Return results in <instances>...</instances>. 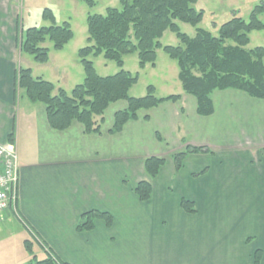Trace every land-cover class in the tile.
<instances>
[{
  "label": "crops",
  "instance_id": "0c3cea01",
  "mask_svg": "<svg viewBox=\"0 0 264 264\" xmlns=\"http://www.w3.org/2000/svg\"><path fill=\"white\" fill-rule=\"evenodd\" d=\"M21 29L17 0H0V142L12 134L19 175L16 203L0 224L21 230L3 264L46 250L67 264H264V99L214 90L212 114L200 116L182 89L178 101L139 110L117 133L109 129L125 101L105 110L99 133L77 121L55 130L44 105L17 87ZM188 145L209 152L187 154L176 170L171 154ZM151 156L165 162L148 179ZM145 179L151 196L141 201L134 189ZM91 210L108 212L111 225L96 218L92 229L77 231Z\"/></svg>",
  "mask_w": 264,
  "mask_h": 264
},
{
  "label": "trees",
  "instance_id": "16d2710c",
  "mask_svg": "<svg viewBox=\"0 0 264 264\" xmlns=\"http://www.w3.org/2000/svg\"><path fill=\"white\" fill-rule=\"evenodd\" d=\"M198 0H119L120 8L106 7L103 14H88L87 44L77 51L83 68V81L76 84L68 94L52 82L35 77L29 67H19L16 73L17 87L31 103L44 105L49 126L65 130L73 121L83 125L85 133H99L105 110L113 103L125 101L126 107L113 115L109 133H117L129 120L136 119L139 110H148L165 101H178L180 94L155 96L154 87L148 85L145 95L133 97L130 89L137 83L138 74L123 69L124 56L136 52L139 68L147 64L155 66L157 49L174 60L178 67V79L184 92L196 99V112L208 116L213 112L211 93L214 90L237 89L253 98L264 99V46L247 49L249 33L264 29V0L257 3L248 19L234 15L221 24L217 35L198 27L203 12L195 8ZM90 6L93 0H86ZM42 18L49 25L31 26L21 33L19 50L37 63H46L49 48L43 44L49 40L55 50H61L74 36L70 24H57L54 13L44 8ZM178 22L195 27L193 37L181 32ZM166 30L175 34L179 45H162ZM90 56H102L115 62L119 70L108 76L97 74ZM8 141H12V134ZM209 152L205 147L186 146L171 154L174 168L182 167L189 153ZM165 160L151 156L144 160L148 179L154 178ZM148 179L139 181L135 193L139 200L151 196ZM181 207L194 212L191 201L183 199ZM102 219L107 226L112 223L108 212L91 210L81 215L77 231L93 228L95 219ZM33 241L26 239L23 245L32 253ZM23 264H67L50 251L40 259L35 256Z\"/></svg>",
  "mask_w": 264,
  "mask_h": 264
},
{
  "label": "rangeland",
  "instance_id": "374dc122",
  "mask_svg": "<svg viewBox=\"0 0 264 264\" xmlns=\"http://www.w3.org/2000/svg\"><path fill=\"white\" fill-rule=\"evenodd\" d=\"M262 0H198L197 10L203 12L198 27L217 35L218 27L234 15L247 20L252 8ZM90 6L86 0H17L20 28L24 32L31 26L49 25L48 20L42 18L44 8L52 10L57 24L67 21L73 31V38L61 50H55L47 40L43 46L49 48V58L46 63H37L28 54H22L20 63L23 67H31L35 77L52 82L57 88H63L68 94L72 88L83 81V68L79 62L77 51L87 44L88 14H103L106 7L120 8L119 0H93ZM181 32L190 37L195 35V27L184 22H178ZM247 49L264 46V29L249 33ZM162 45L177 46L180 44L175 34L166 30L160 39ZM155 66L147 64L144 69L138 66L136 52L124 56L123 69L138 74L137 83L130 89L129 95L141 97L146 93V87L152 85L157 97L179 94L182 90L178 79V67L162 49H157ZM97 74L108 76L116 73L119 68L115 62L105 60L102 56H90ZM16 223L0 224V264L10 259L14 251L19 248L18 242L21 230L15 228ZM12 229V230H10ZM26 238H29L28 236ZM34 243V242H33ZM34 247V244H32ZM26 263V261H24Z\"/></svg>",
  "mask_w": 264,
  "mask_h": 264
},
{
  "label": "built area",
  "instance_id": "2783aa9c",
  "mask_svg": "<svg viewBox=\"0 0 264 264\" xmlns=\"http://www.w3.org/2000/svg\"><path fill=\"white\" fill-rule=\"evenodd\" d=\"M18 177L15 145L0 142V217L16 203Z\"/></svg>",
  "mask_w": 264,
  "mask_h": 264
}]
</instances>
